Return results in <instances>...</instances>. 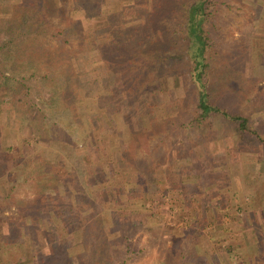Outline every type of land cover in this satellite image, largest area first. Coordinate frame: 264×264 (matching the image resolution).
I'll use <instances>...</instances> for the list:
<instances>
[{"label": "rangeland", "instance_id": "374dc122", "mask_svg": "<svg viewBox=\"0 0 264 264\" xmlns=\"http://www.w3.org/2000/svg\"><path fill=\"white\" fill-rule=\"evenodd\" d=\"M34 1L44 19L21 33L17 18ZM181 1L0 0V44L6 30L20 34L12 53L0 50V264H264V149L218 116L194 120L176 58L154 59L153 71L146 64L151 40L164 52L179 43ZM211 7L209 100L264 129V0ZM141 13L150 25L143 44L110 68L128 89L138 69L145 101L120 110L102 70L79 76L77 62L98 63L112 25L139 23ZM51 85L63 102H43ZM77 95L81 113V102L70 104ZM82 168L87 189H62L60 177L69 183Z\"/></svg>", "mask_w": 264, "mask_h": 264}, {"label": "trees", "instance_id": "16d2710c", "mask_svg": "<svg viewBox=\"0 0 264 264\" xmlns=\"http://www.w3.org/2000/svg\"><path fill=\"white\" fill-rule=\"evenodd\" d=\"M177 1L178 0H173L172 2L173 5H175ZM213 3H214V0H183L181 1L179 4V6H181L180 9L182 11V16L181 18H179L180 23L178 26V30L180 32L179 33L180 35L178 36V38L180 37L179 43H177V45L170 46L169 40L172 41L173 39L171 37H168L165 43L169 44L170 48H172L173 50L169 49L166 52H164L165 48L162 47L163 44L158 43V41L154 39L151 40L150 43H155L157 45L156 46L157 48L151 49L150 52L153 58L146 64L148 65L150 64L151 66L152 63L154 62V59H157L159 61L160 60L165 61L166 59H168L170 55L173 58H176L177 61H180L179 65L181 67L186 68L190 83L194 91L196 107L198 109V114L194 118V120L196 122H199L200 120H202L204 117H206L209 114L218 116L224 119L226 122L233 124L235 126L237 134H239L240 136L246 139L251 140L252 142H255L261 145L262 148L264 149V131H262L263 128L260 126V124L253 123V121H251L249 117L247 116L231 113L223 108H220L218 105L212 104L209 100V96H208L209 92H208V88L205 82V75H206V71L209 65L206 60L207 59L206 55H207L208 49L210 48L211 41H210V34L208 32L207 26L210 20V16L212 14L211 6ZM42 8H43V3L42 2L36 3L35 1L33 3L29 2L27 5L25 4L22 6V11L17 18V25H18V28L21 29L20 31L21 33L27 34V30H28V33L33 32L35 30V26H37V23L39 24L42 22V17L44 19V16L42 15ZM133 12H136V11H133ZM142 13H141V20L139 23H134L131 25H122V24L112 25V28L109 31V33L111 34V37L108 40H105L104 42H102L99 46V52H100L101 59H99L98 63L86 64L84 59H81V60L79 59V61L77 62L76 69L78 70L79 76H88L93 73L95 74V72H98L99 70H102V73H104L108 77L111 95L113 96V99L115 100L116 106L120 110L124 106L125 101L127 102L135 101L136 103H142V104H144V101H145V100L143 101L145 85L142 84L138 78V73H139L138 69L130 72V76L128 75L129 79L127 78L128 81L126 80L127 84L129 85L127 87L130 88L128 89V88H124L126 83L124 85H121L117 82L118 80L117 72L114 69L112 70V68H110V65L111 66L113 65L112 61L116 63V65H114L115 67L123 68L125 66V62H124L125 56L123 54V50L127 48L139 49L138 45L141 46V44H143L142 40L143 38L145 39V35L147 34L148 32L147 30L148 28H150V25L144 22V17L142 18ZM29 16H31L32 18L31 17L29 18ZM39 17L40 19L38 20ZM36 18H37V21H36ZM127 18L128 17H125L124 20H126ZM30 19L33 20L36 24H33L32 22H30L29 24L28 20ZM135 26H137L135 30L131 29ZM5 33H6V36L2 38V42L0 44V50H2L3 55L8 56L10 53H12L13 45L20 40L19 39L20 34L15 30L14 31L6 30ZM146 40H148V37L146 38ZM159 42H162L160 38H159ZM167 52H170V53H167ZM95 65H97V69ZM164 65H166V63H164ZM152 71H153V68H152ZM164 73L167 75L171 73V71L167 69V71ZM46 77H49V76L46 75ZM5 79L13 80V76H10V75L9 77L3 76V80ZM73 86H74V90L79 95H81L82 93L81 89L75 87V85ZM49 90H50L49 91L50 93L48 97L45 100L42 99L45 104H48L49 102H52V103L58 102V101L63 102L61 100V93H60V90H62L61 88L59 87L57 88L56 86L54 87V85H51ZM79 95L74 96L73 100H71V103H70L71 105L79 104L82 101ZM38 99H40L41 101V98H38ZM79 106L80 107H78L79 108L78 110L81 113L83 112V109L81 107H84L82 102L79 104ZM65 109L68 111L70 110L68 108H65ZM77 113L78 112L76 111V114ZM70 114H71V117L76 115L75 111ZM56 131L58 133L60 129H57ZM56 131L52 130V134ZM89 149H91L90 144L88 145L87 150ZM96 151L98 152V150ZM100 153H101V156L104 157V159L110 160L108 154H106L104 150L103 151L100 150ZM100 158L101 157L99 156L97 160ZM93 161L95 163L91 162L92 169L89 171L95 170L94 166L95 164H97L96 162L98 161H96L95 159ZM103 162H105V160ZM69 174H71L69 183H66L65 180L62 179V176L60 177V181L63 180V183L61 184L62 189L66 191H70L71 189L76 190L77 192L75 193H78V194L80 193L79 188H82V186H83V190L87 189L90 173H87L84 170V168H82L79 171V173H77V170L71 169L69 171ZM94 174L95 173L92 174V177L94 176ZM77 176L79 179H77ZM103 181L108 184L111 183L109 180H103ZM125 183L126 181L123 178H121L119 181H117L116 184L121 185V187L123 188L125 186ZM67 185L69 187H67ZM106 186L107 188H105L103 192L105 193V195L107 194L108 197L110 198L113 189L111 185H106ZM43 194H46V192L45 193L40 192L39 196H43ZM125 195L131 196V193L129 194L125 193ZM74 204H77L76 200ZM59 206L60 205H57L54 209L58 210ZM61 212L62 211H60L58 214L60 215Z\"/></svg>", "mask_w": 264, "mask_h": 264}]
</instances>
